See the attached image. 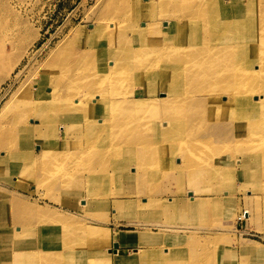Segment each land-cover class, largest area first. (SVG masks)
<instances>
[{
	"label": "bare ground",
	"instance_id": "obj_1",
	"mask_svg": "<svg viewBox=\"0 0 264 264\" xmlns=\"http://www.w3.org/2000/svg\"><path fill=\"white\" fill-rule=\"evenodd\" d=\"M178 1L149 0L145 4L126 1L123 12L111 11L113 19L121 20L120 27L111 30V20L94 25L89 35L92 40L83 49L60 58L54 76L42 77L45 83L42 88L38 86L37 99L33 97L26 106L25 114L51 115L47 120L41 118L42 123L49 122L51 132L46 138L49 147L45 144L41 151L43 161L40 163V155H33L29 147L32 128L26 126L27 123L15 124L0 136V170L21 175L14 180L18 185L23 184L30 173L39 174V179L46 182L44 174H51L47 168L54 174L55 170H60L61 162L69 161L68 172L62 178L65 182L55 179V185L77 194L88 183L94 188L90 191L92 202L103 207L107 203L97 197L109 190L111 182L115 185L130 182V171L133 173L135 168L127 167L133 161L139 162V180L146 186L149 179L153 183L160 181L162 170L158 165L167 153L187 157L189 171H193L213 161V153L205 152L213 140L249 141L254 145L242 151L246 157L242 161L247 167L239 170L236 162L234 171L239 170L241 178L260 183L264 179V0H242L236 5L232 0L190 1L200 8V14L174 7ZM183 15L188 19L182 25L176 16ZM196 17L205 20L210 27L195 29L200 22ZM142 18L148 20L143 27L127 22V19L135 22ZM175 18L178 21L173 22ZM162 22L168 25L171 34L161 33ZM193 26L196 33L191 32ZM5 27L8 28L9 23L5 24L0 15L1 39ZM161 39L164 45H158ZM24 42L25 39L22 44ZM5 44L0 41V76L11 70L17 55V52L7 54ZM20 73L16 74L18 78ZM47 84L50 86L45 88ZM133 86L135 89L145 86L147 93L160 89L164 96L132 98L136 92ZM223 95L226 96L221 100ZM67 123H71L73 130L83 124L81 132H92L87 135L86 148H73L80 139L65 129ZM60 127L61 131L55 132ZM202 127L205 133L194 132ZM2 149H5L3 154ZM73 154L84 159L86 165L80 158L74 159ZM255 157H259L260 162L253 164ZM55 162L57 165L53 164V168L46 166ZM208 169L210 172L204 173L210 177L218 175L212 167ZM79 171H86L88 176ZM165 179L180 184L185 174L179 169L178 175ZM259 189L257 186L256 191ZM158 192L154 187L151 195ZM262 199L264 207V192ZM161 202L164 201L145 198L143 206L158 207ZM126 203L114 200L116 208ZM5 205L0 201V208ZM25 222L33 223L34 217ZM61 224L53 220L44 224L48 225L45 237L27 240L30 248L16 256L26 260L27 256L35 255V264H85L95 259L100 250L98 246L109 240L108 230L75 225L68 228ZM3 225L9 226L2 224L0 234L10 236L11 230ZM125 232L121 233L122 241L127 239ZM147 237H140V241L154 240L152 236ZM106 246L109 248V243ZM2 249L1 246L0 251ZM112 252L109 249V253Z\"/></svg>",
	"mask_w": 264,
	"mask_h": 264
},
{
	"label": "rangeland",
	"instance_id": "obj_2",
	"mask_svg": "<svg viewBox=\"0 0 264 264\" xmlns=\"http://www.w3.org/2000/svg\"><path fill=\"white\" fill-rule=\"evenodd\" d=\"M126 1L145 4L149 0H0V15L5 24L9 23L0 41L6 43L7 54L17 52L11 70H8L6 75L0 76V136L4 135L5 130L10 129L11 125L27 123L26 126L29 125L32 128L29 131V135L32 136L29 147L33 155H40L39 162L43 161L41 151L45 144L46 146L49 144L46 138L51 132L48 127L50 124H47L49 122L42 123L41 118L47 120L51 115L25 114L27 104L33 97L37 99L36 90L38 86L42 88V84L45 83L41 80L42 77L54 76L60 58L71 51L83 49L89 40H92V38L89 39V35L94 25L104 20H111L112 25L109 26L111 30L120 27L121 20L113 19L111 11L123 12ZM190 1L194 0H179L174 7L200 14V8L189 3ZM232 1L236 5L242 0ZM176 17L180 18L179 22L182 25L188 19L184 15ZM195 19L200 22L198 27H195L196 24L191 28V32H197L192 30L194 27L197 30L210 27L205 20L199 17ZM127 20L131 25L137 24L140 25L139 27L145 26L144 22L148 21L147 18L136 20L138 23L135 20L133 22V19ZM172 21L178 20L175 18ZM160 29L163 35L170 33V28L168 25L165 26L164 22ZM128 31L130 38L132 37L130 32L133 30L131 28ZM24 39L25 42L22 44ZM104 40L105 38L101 41L104 42ZM161 44H165L162 39L158 45ZM18 72H21L19 78L16 75ZM48 85L45 88L51 83ZM137 87V89L134 86L132 88L136 90L132 98L140 99L147 96L160 99L164 96L160 89L147 93L145 86ZM224 96L226 95H223L221 100ZM184 117L183 119L186 120ZM64 126L72 135H78L80 139L73 148H86L85 144L89 142L87 135H92V132L91 134L89 131L81 132L80 127L83 124L76 130L72 129L71 123ZM61 129L62 127L55 129V132H60ZM205 131L202 127L194 132L203 134ZM251 145L254 144L249 141L235 143L213 140L209 150L205 151L213 153V161L205 164V168L193 171H189L190 163L187 157L179 156L175 152L167 153L158 165L162 170L159 179L161 182L153 183L149 179L146 183L147 187L143 186L139 180V174H141L139 162L133 161L127 167L135 168L133 173L130 171L132 180L125 181V184L121 185L111 182L109 190H105L104 194L101 193L97 197L100 201L107 203L103 207L92 202L93 197L90 191L94 188L88 183L84 182V189L77 194L69 192L70 189L55 185V179L61 183L65 182L62 178L68 172L66 169L69 167V161L61 162L60 170H55L54 174L47 168L51 174L49 172L44 174L46 182L39 179V174L30 173L31 176L29 174L27 179H23V184L18 185L14 180L16 176L19 178L21 175L6 173L5 169L0 170V201L6 204L0 208V227L8 223L9 226L2 227H8L12 232L10 236L0 234V249L1 246L3 247L0 251V264H35L37 259L35 255L27 256L26 260L16 255L30 248L27 240L39 239L44 233L46 235L48 225L44 224L50 223L51 220L62 223L61 226H68V228L75 225L109 231V240L98 246L100 249L98 256L87 260L85 264H264L262 199L264 179H261L260 183H253L252 180L241 178L239 175V170L247 167L242 161L246 158L242 151ZM4 150H1V154L5 153ZM73 156L74 159L80 158L78 154ZM53 159L54 157L51 156L50 160ZM81 161L83 165H86L84 159ZM236 162L239 170L234 171ZM259 162V157L252 159L253 164ZM53 164L57 165V162L46 164V166L53 168L55 166ZM209 166L218 175L210 177L204 173L209 171ZM158 167L156 166L155 170ZM179 169L185 174V179L180 184L175 180L165 179L166 176L178 175ZM79 174L88 176L86 171H79ZM257 186L260 187L258 191H256ZM154 187L159 192L151 195ZM130 193L133 194L128 195ZM145 198L164 202H161L158 207L151 204L143 206ZM89 199L91 203L86 204L85 201ZM115 199L127 201V203L116 208ZM32 217H34L33 223L25 222ZM70 222L73 223L70 225ZM122 231H126L127 234L125 242L120 239ZM102 236L103 234L100 235ZM143 236L147 239V236H152L154 240L140 241V237ZM12 240L16 241L12 242ZM114 242H119L120 247L117 251L109 253V249H114ZM3 243L8 246H4ZM108 243L109 248L106 246ZM23 245L26 246L23 247ZM104 246L107 248L102 249ZM84 249L86 252V248ZM136 249L139 251L136 252Z\"/></svg>",
	"mask_w": 264,
	"mask_h": 264
},
{
	"label": "water",
	"instance_id": "obj_3",
	"mask_svg": "<svg viewBox=\"0 0 264 264\" xmlns=\"http://www.w3.org/2000/svg\"><path fill=\"white\" fill-rule=\"evenodd\" d=\"M114 249H113V251H117L118 249H119V247H120V244H119V242H114Z\"/></svg>",
	"mask_w": 264,
	"mask_h": 264
}]
</instances>
